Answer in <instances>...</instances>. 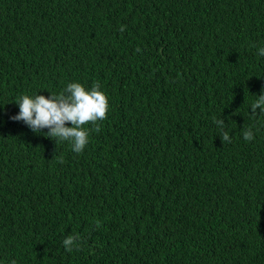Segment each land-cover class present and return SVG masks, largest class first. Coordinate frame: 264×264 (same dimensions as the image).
I'll list each match as a JSON object with an SVG mask.
<instances>
[{"label":"trees","instance_id":"1","mask_svg":"<svg viewBox=\"0 0 264 264\" xmlns=\"http://www.w3.org/2000/svg\"><path fill=\"white\" fill-rule=\"evenodd\" d=\"M261 47L264 0H0V264H264ZM97 81L80 154L10 119Z\"/></svg>","mask_w":264,"mask_h":264},{"label":"clouds","instance_id":"2","mask_svg":"<svg viewBox=\"0 0 264 264\" xmlns=\"http://www.w3.org/2000/svg\"><path fill=\"white\" fill-rule=\"evenodd\" d=\"M125 26H121L123 32ZM140 51L139 48L136 50ZM259 56H264V47L257 50ZM251 104V114L257 116V109L260 116H264V88ZM19 106V113L10 117L15 122L22 121L33 133H41L47 129L45 134L48 139H52L56 144L68 142L72 151L76 154L83 152L89 143L92 132L100 131V122L106 119L109 111V101L104 92L101 91L100 83L94 82L90 89L78 82L68 83L59 93H50L49 96L35 94H23L17 97L15 102ZM91 122V127H86ZM214 123L219 126L222 142L231 143V138L227 131H223L224 121L215 119ZM70 124L71 126H67ZM245 141L254 139L253 131L250 127H244L242 131ZM55 157V153L54 156ZM63 163V160H59ZM99 226V222H97ZM81 237L70 234L63 240V247L71 252L75 247L80 248ZM11 264H16L13 260Z\"/></svg>","mask_w":264,"mask_h":264}]
</instances>
